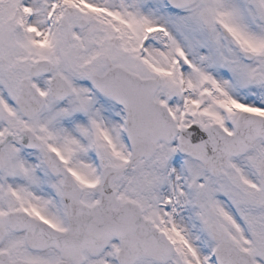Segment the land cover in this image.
Listing matches in <instances>:
<instances>
[{"label": "snow or ice", "instance_id": "obj_1", "mask_svg": "<svg viewBox=\"0 0 264 264\" xmlns=\"http://www.w3.org/2000/svg\"><path fill=\"white\" fill-rule=\"evenodd\" d=\"M0 264H264V0H0Z\"/></svg>", "mask_w": 264, "mask_h": 264}]
</instances>
